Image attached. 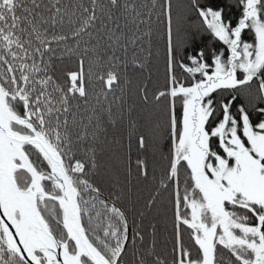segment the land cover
<instances>
[{
  "label": "snow or ice",
  "instance_id": "1",
  "mask_svg": "<svg viewBox=\"0 0 264 264\" xmlns=\"http://www.w3.org/2000/svg\"><path fill=\"white\" fill-rule=\"evenodd\" d=\"M0 264H264V0H0Z\"/></svg>",
  "mask_w": 264,
  "mask_h": 264
},
{
  "label": "trees",
  "instance_id": "2",
  "mask_svg": "<svg viewBox=\"0 0 264 264\" xmlns=\"http://www.w3.org/2000/svg\"><path fill=\"white\" fill-rule=\"evenodd\" d=\"M180 2L184 3V2H186V0H180ZM210 2L213 4H223L225 2V0H210ZM229 2H230V0H229ZM226 13H227L228 17L233 22L236 21L238 15H239L238 9H236V8H228V9H226ZM162 47H163V44H161V48ZM222 47H223V45L220 44L219 42L215 41V39L210 35V33H207V32H203L196 37L195 46H194V48H204L206 52L212 48L220 49ZM194 48L191 49L190 51L194 50ZM159 68H160V84L162 85L163 84V59L162 58H161V61L159 63ZM139 155L141 157H146L148 159L150 165L155 168L157 175H159L160 171L166 166V163H167L166 161L160 160L158 156L157 157L153 156L151 147H149V149L147 151H141L139 153ZM136 156H137V153H136L135 145H134L133 146V152H132L133 162L135 161ZM133 168H134V163H133ZM119 170L121 172V175H123V166L122 165L120 166ZM150 187H151L150 185L144 184L143 185V191L146 193ZM104 188H105V193L107 194V185H104ZM164 205H167L169 209L171 207V205L169 203L168 193H164L161 197V200H160V214L162 216L165 213ZM137 207H139V205ZM170 217H171V212L169 210V211H167V227L169 229L171 228ZM131 219H132V215L130 214V220ZM146 224H147V221L145 222V225ZM134 231H135V228H133V232Z\"/></svg>",
  "mask_w": 264,
  "mask_h": 264
}]
</instances>
